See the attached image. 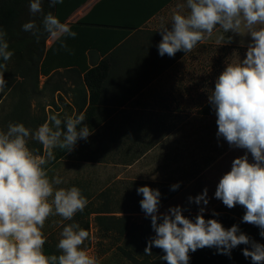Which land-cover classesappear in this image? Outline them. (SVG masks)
Here are the masks:
<instances>
[{
	"label": "clouds",
	"instance_id": "obj_1",
	"mask_svg": "<svg viewBox=\"0 0 264 264\" xmlns=\"http://www.w3.org/2000/svg\"><path fill=\"white\" fill-rule=\"evenodd\" d=\"M43 0H29V11L43 13ZM50 6L64 0H48ZM170 25V27H169ZM43 32L34 21L22 25L37 41L42 34L59 43L58 50L71 53L67 38H75L68 23L48 12L42 20ZM162 39L158 54L172 58L177 52H192L198 44L215 37L217 45L230 44L231 32L250 36L245 58L227 62L208 95L216 116V136L230 148L244 150L232 160L231 168L219 179L214 196L228 209L244 208L242 222L256 226L264 237V0H185L178 4L168 23L158 30ZM13 56L7 32L0 26V93L7 87L4 73ZM85 115L48 114L44 123L30 129L20 122L0 128V264H100L99 259L83 246L90 233L74 221L89 200L77 186L58 187L66 183L59 175L49 176L48 165L55 159L54 150L72 152L79 140L87 141L92 130L84 124ZM30 141L42 146L43 152L31 148ZM251 156V161L249 159ZM180 184L171 185L175 191ZM141 210L150 217L155 233L144 249L152 255L156 247L164 252L167 264H189V253L215 248L227 255L239 245L252 264H264V244L252 240L239 225L225 228L217 219H205L200 207L194 219L183 214L181 206L159 211L161 193L147 185L136 189ZM190 203L207 205V188ZM213 215H219L213 212ZM72 221L62 227L57 253L48 254L43 231L49 217ZM55 222V221H54Z\"/></svg>",
	"mask_w": 264,
	"mask_h": 264
},
{
	"label": "crops",
	"instance_id": "obj_2",
	"mask_svg": "<svg viewBox=\"0 0 264 264\" xmlns=\"http://www.w3.org/2000/svg\"><path fill=\"white\" fill-rule=\"evenodd\" d=\"M184 2L86 0L65 21L77 33L67 38L68 55L86 70L76 66L52 74L66 78L68 106L74 115L83 113V123L92 130L74 150L92 164L105 165L109 178L127 183L128 193L138 198L142 199L136 191L141 186L159 189L160 209L190 184L207 183L206 173L225 155L213 146L216 116L214 111L201 112L207 104L203 93L214 89L216 78L234 57L232 52L246 51L251 40L229 32L225 36L232 37L230 44L217 45L213 37L187 54L180 51L172 58L161 57L158 30ZM82 20L84 24H79ZM51 41L52 45L55 41ZM88 74L95 85L92 93L85 81ZM63 89L60 81L54 91L66 101ZM220 176L214 180L218 182ZM176 183L179 188L171 190ZM128 211L121 209L113 215L144 214Z\"/></svg>",
	"mask_w": 264,
	"mask_h": 264
},
{
	"label": "trees",
	"instance_id": "obj_3",
	"mask_svg": "<svg viewBox=\"0 0 264 264\" xmlns=\"http://www.w3.org/2000/svg\"><path fill=\"white\" fill-rule=\"evenodd\" d=\"M85 1L64 0L63 4L50 6L48 0H43V13L33 16L29 11V0H0V26L7 32L9 50L13 52V56L7 62V71L4 73L7 87L4 92L0 93V128L6 129L9 122H20L29 126L30 129H36L45 122L47 112L45 107L40 108L41 115L35 111L33 112L32 100L39 92H42V89L47 88V83L53 76V72L60 68L76 66H80L82 71L86 70L84 65L79 64L74 57L68 55L67 51L58 50V42H54L50 47H47L49 39L47 34H42L37 41L30 32L22 30L23 24L34 21L43 32L42 20L48 12H51L61 22L65 23L68 16ZM79 24H84V20L80 21ZM89 75L85 77V81L92 93L95 85L93 86L90 82ZM41 76L47 77V81L39 91ZM210 93H203L204 101L208 100ZM206 102L207 104L204 105L201 112L207 115L211 114L213 109L208 101ZM79 110L81 112L83 108ZM88 110H90V107ZM82 142L83 140H79L77 145ZM29 146L43 152L42 146L35 141H30ZM68 154L69 152H66V150L55 149V159L49 163L48 169L54 166L55 163L65 159ZM92 202V199H89L84 211L76 214L74 217L75 222L96 214L98 227L104 231L106 236L110 232H115L125 237V242L123 246L119 247V251L132 264H167L166 261L161 259L164 252L159 248L153 247L152 255L144 254L148 240L155 235L151 227L150 217L142 223L133 222L129 217L109 215L115 212L110 209L108 204L98 206L97 209L91 208ZM241 210H243V207L239 205L228 209L222 204L221 209L215 212L219 215L214 216L211 212L204 213V216L205 219H217L226 229L237 224L240 230L252 240L264 244V237L259 234L260 230L256 226L242 222L243 213L240 212ZM183 214L192 219L197 215V213ZM84 229L90 233L88 219L84 223ZM46 237L47 242L44 245L46 253L56 254L57 248L51 243L49 236L46 235ZM245 247L250 246L242 244L234 248L231 252V258L227 255L217 254L215 248L198 249L194 253H189V264H252L251 258H245L243 255Z\"/></svg>",
	"mask_w": 264,
	"mask_h": 264
},
{
	"label": "rangeland",
	"instance_id": "obj_4",
	"mask_svg": "<svg viewBox=\"0 0 264 264\" xmlns=\"http://www.w3.org/2000/svg\"><path fill=\"white\" fill-rule=\"evenodd\" d=\"M51 43L52 41L49 39L47 41V47H50ZM232 54L234 57H232L229 62L245 58L246 51H241V53L233 51ZM64 78L65 77H62L61 79L58 75L51 77L47 83V88L42 89L47 81V77H40L39 91L42 89V92H39L32 100L33 112L35 111L41 115L42 111L39 110L41 107H45L47 116L50 113H59L62 118L66 115H74V109L68 106V101H70L67 92L69 89V83L63 80ZM60 81L61 86L64 88L63 92H65L66 101L60 94L54 91V88L60 84ZM198 122L199 125H201L200 121ZM25 126L29 127L27 125ZM214 135H216V133H214ZM204 138L209 140L210 136L206 135ZM193 139L197 138H192V140ZM214 139L215 143H213V146H218L220 153H225V155L220 158V161L215 164V167L213 166L211 170L206 173L205 176L208 177L206 179L207 183L203 181L200 183L198 181L197 183L190 184L172 203L166 204L159 209L161 213L166 212L169 207L175 206H181L184 209V212L199 211L200 207H205V212L209 213L221 209L223 204L222 201L216 199L214 196L216 186L219 182L215 181L214 177H218L220 174L222 176L229 171L232 160L244 155V150L230 148L223 139H221L220 142H217L218 138L214 137ZM84 158V155L79 154L78 150H73L65 159L55 163L54 166L49 169V176L52 177L59 175L66 181V183L59 185L58 187H79L88 200L92 199L93 202L91 208L97 209L98 206L108 204L110 209L114 212L121 209H125L126 212L134 209L135 211H142L139 203L141 197L138 198L137 196L128 193V190L126 189L127 183L113 182L108 176V170L105 165L92 164L91 161ZM249 159L251 161L250 155ZM187 184L189 183H184V185ZM205 188H207V199L209 201L206 206L189 202L188 197H196L201 194ZM240 212L244 214V208ZM109 215L116 216L113 214ZM119 216L120 215L116 217ZM87 219L90 223V238L85 241L83 246L90 252V254L95 255L99 259L100 264H132L119 251V247L123 246L125 242V237L115 232H110L107 234L108 236H106L104 231L98 227L96 214H92L90 217H86L79 221L77 220V222L82 228H84V223ZM145 220V214L135 213L131 216V221L133 222L142 223ZM71 222L72 221H63L59 216L49 217L46 221L43 231L49 236L51 243L54 244L55 247L60 238L62 227Z\"/></svg>",
	"mask_w": 264,
	"mask_h": 264
}]
</instances>
